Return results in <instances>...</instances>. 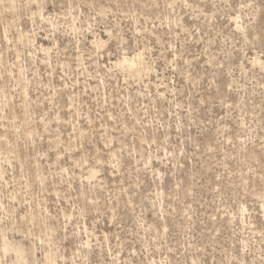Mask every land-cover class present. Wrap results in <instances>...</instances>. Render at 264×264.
<instances>
[{"label": "rangeland", "instance_id": "rangeland-1", "mask_svg": "<svg viewBox=\"0 0 264 264\" xmlns=\"http://www.w3.org/2000/svg\"><path fill=\"white\" fill-rule=\"evenodd\" d=\"M0 264H264V0H0Z\"/></svg>", "mask_w": 264, "mask_h": 264}, {"label": "bare ground", "instance_id": "bare-ground-1", "mask_svg": "<svg viewBox=\"0 0 264 264\" xmlns=\"http://www.w3.org/2000/svg\"><path fill=\"white\" fill-rule=\"evenodd\" d=\"M128 59V58H127ZM125 60V59H124ZM131 60V59H130ZM130 60H125L124 63H123V67L125 66L127 69H131L132 68V62H130ZM123 62V61H122ZM135 63V62H134ZM135 67V66H134ZM128 71V70H126ZM134 73V72H133ZM16 245V244H15ZM15 245H11V244H8L6 243L4 245V250L6 252L10 251V250H13L15 251V253L17 254V257L19 258V261L21 260L24 261L26 258H27V253H26V250L21 246H15ZM18 245V244H17Z\"/></svg>", "mask_w": 264, "mask_h": 264}]
</instances>
